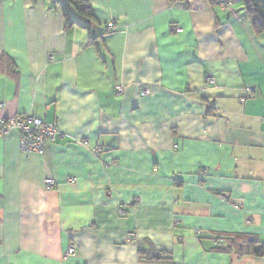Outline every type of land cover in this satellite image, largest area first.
Segmentation results:
<instances>
[{
    "label": "crops",
    "instance_id": "0c3cea01",
    "mask_svg": "<svg viewBox=\"0 0 264 264\" xmlns=\"http://www.w3.org/2000/svg\"><path fill=\"white\" fill-rule=\"evenodd\" d=\"M86 1L92 32L0 0V116L64 133L0 136V264H264V32L241 0Z\"/></svg>",
    "mask_w": 264,
    "mask_h": 264
},
{
    "label": "built area",
    "instance_id": "2783aa9c",
    "mask_svg": "<svg viewBox=\"0 0 264 264\" xmlns=\"http://www.w3.org/2000/svg\"><path fill=\"white\" fill-rule=\"evenodd\" d=\"M222 7H231V1H222L220 3ZM107 27L112 28V23L107 24ZM176 31H180L179 27L175 28ZM52 59V57L50 58ZM212 81V77L208 78V82ZM115 91L117 94H123L124 88L120 85L115 87ZM142 94H146L147 90L142 89ZM15 129L19 134V147L22 152H40L44 145L49 142L56 141L58 139H62L64 137V133L57 127L54 122H48L42 119L39 116H34L30 114L26 115H17L14 117L4 118L0 116V136L7 133L9 130ZM81 144H86L87 140H80ZM102 151V147L100 145H96L92 149V153L94 155L99 156ZM71 182L74 179L70 180ZM45 188L50 189L56 186V183L52 178L45 179ZM219 197L223 200H227L228 196L226 194H220ZM129 237H133V233H129ZM76 253V245L74 243H70L65 250L66 256H73Z\"/></svg>",
    "mask_w": 264,
    "mask_h": 264
},
{
    "label": "trees",
    "instance_id": "16d2710c",
    "mask_svg": "<svg viewBox=\"0 0 264 264\" xmlns=\"http://www.w3.org/2000/svg\"><path fill=\"white\" fill-rule=\"evenodd\" d=\"M208 1L211 3L213 2V0ZM241 1L254 32H264V2L262 0ZM52 3L58 5L67 28L73 25H78L85 28L87 31L92 32V28L88 21L93 22L94 16L92 7L86 0H52ZM73 11L76 12L79 17L85 19V21L81 22L78 20L79 18L74 17L72 15ZM247 244L253 248V252L255 253H262L264 251V242H259L257 239L247 241ZM141 254H143V252H141Z\"/></svg>",
    "mask_w": 264,
    "mask_h": 264
}]
</instances>
